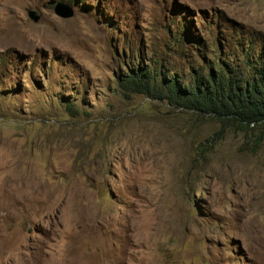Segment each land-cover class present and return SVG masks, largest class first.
I'll use <instances>...</instances> for the list:
<instances>
[{"label": "rangeland", "instance_id": "1", "mask_svg": "<svg viewBox=\"0 0 264 264\" xmlns=\"http://www.w3.org/2000/svg\"><path fill=\"white\" fill-rule=\"evenodd\" d=\"M175 30L239 57L264 0H0V264H264L261 127L118 85Z\"/></svg>", "mask_w": 264, "mask_h": 264}, {"label": "trees", "instance_id": "2", "mask_svg": "<svg viewBox=\"0 0 264 264\" xmlns=\"http://www.w3.org/2000/svg\"><path fill=\"white\" fill-rule=\"evenodd\" d=\"M173 38L184 55L186 41L192 39L189 46L197 59H188L187 71L181 72L160 57L137 58L118 82L126 98L141 94L166 100L173 106L211 115L227 129L237 127L247 132L251 125L261 127L256 137L259 143L264 136V47L257 48L256 43L246 40L236 57L221 55L215 43L208 45L198 35L175 30ZM67 107L72 110L71 104Z\"/></svg>", "mask_w": 264, "mask_h": 264}, {"label": "water", "instance_id": "3", "mask_svg": "<svg viewBox=\"0 0 264 264\" xmlns=\"http://www.w3.org/2000/svg\"><path fill=\"white\" fill-rule=\"evenodd\" d=\"M55 12L57 13V15L64 17V18H67L73 15V11L71 9H67L65 11L57 7L55 8ZM29 17H31L34 21H37L38 19V17L35 16L34 12H31V11L29 12Z\"/></svg>", "mask_w": 264, "mask_h": 264}]
</instances>
